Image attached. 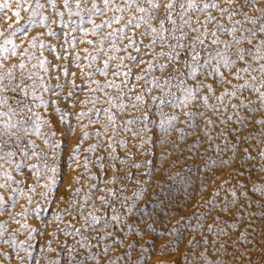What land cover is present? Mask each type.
<instances>
[{
  "label": "rangeland",
  "instance_id": "obj_1",
  "mask_svg": "<svg viewBox=\"0 0 264 264\" xmlns=\"http://www.w3.org/2000/svg\"><path fill=\"white\" fill-rule=\"evenodd\" d=\"M40 2L45 3V0ZM28 4L32 7L28 8ZM34 7L35 0H28L27 4L25 0H19V6L18 0H0V33H3L0 35V63L9 68L17 66V83L20 82L22 70L18 65L21 62L26 65L25 78L32 75V80L25 79L30 94L25 97L22 92L7 93V103L0 106V113L12 106L17 111L12 117L13 123L29 117L36 124L40 120L50 122L40 125V135L20 132L19 140L4 137L8 143L0 146V157H3L0 159V185H5L0 187V197H3L0 203L4 205L0 207V264H77L78 261L81 264H156L157 260L162 264H169V260L172 264H192L205 249L208 264H264V236L260 234L264 223L256 215L264 209L256 204L251 208L241 207L243 215L237 214L235 221L221 211L222 205L234 199L230 191L233 188L238 197L241 191H246L247 198L253 201L264 199L253 190L254 183L264 187V157L260 155L264 152V135L260 126L251 119L247 121V128L237 125L244 136L251 133L245 140L237 139L233 133L227 138L217 136L211 145L205 139L203 144L190 148L193 137H188L187 143L181 142L180 148L171 151L166 164L157 150L146 154L153 164L133 168V162L140 163L145 159L141 150L135 147L138 141L127 131L113 135L110 125L107 133L103 132L102 125L107 124V116L103 111L97 116L95 109L102 110L110 105L104 102V92L90 90L96 87L93 81H99L101 85L105 79L120 83L123 77L111 76L118 60L110 62L107 78L101 76L96 69L103 67L107 57H98L96 61L85 59L88 53L95 55V52L92 45L80 42L96 38L90 33L85 37L78 29L72 31L76 25L90 29L88 18L80 24L78 17H68L66 9H62L65 15L61 18L51 7L33 15ZM18 11L19 17L15 15ZM245 11L255 14L250 7ZM42 16L50 19L41 23ZM93 19L100 23L103 18L96 16ZM113 27L118 29L122 25ZM142 31L143 27L133 29L129 26L124 28L123 34L147 44L151 37H141ZM50 32L56 35H50ZM73 36L76 37L75 47L72 46ZM5 39L18 46L16 55L11 54L12 44H5ZM127 43V40H117L120 48ZM105 44L111 53L109 42ZM96 46H99L98 40ZM5 47L8 52L3 51ZM156 50H159L158 45ZM128 51L136 55L133 48ZM111 54L127 56L123 51ZM41 61H47L44 68L40 67ZM90 63L92 67H87ZM124 63L132 67L134 73L140 71L137 62L125 59ZM121 69L126 70L122 66ZM212 78L208 77V80ZM128 83L137 85L134 91L128 88L105 91L113 97L119 91V102L127 104L135 100L144 81L137 82L130 76ZM33 93L36 99H33ZM154 94L159 95L158 92ZM13 96L23 100L32 112L28 113L27 108L21 110ZM94 100L97 101L95 104L92 103ZM151 107L154 114V106ZM56 108L60 111L56 112ZM112 111L117 113L118 125L141 115L140 111L131 108L127 112L117 108ZM81 112L87 115L80 117ZM61 114L63 122H59ZM251 116L260 118L256 112ZM5 119L7 117L0 116V125ZM232 124L229 121L228 127ZM26 127L31 129L30 124ZM128 127L133 131L144 127L157 133L160 131L155 124L143 119ZM223 127L225 125L218 124L217 131ZM97 130L101 135L96 134ZM50 132L56 134L50 136ZM85 132L88 133L86 138ZM125 140L128 142L122 143ZM30 141H35L38 147ZM229 142L236 145L235 153L238 154L226 147ZM56 144L59 147H55ZM145 147L152 149L153 145L148 143ZM33 151L38 155H33ZM8 152L14 155L9 157ZM51 167L57 170L54 187L50 180L52 173L48 170ZM45 185L52 191L49 192ZM112 192L115 195H110ZM245 199L240 197L236 206ZM249 212L253 213L251 221ZM218 213L220 219L215 220ZM117 214L120 216L118 223L111 220ZM92 216L100 223L95 224ZM234 222L236 227L229 228L228 225ZM209 224H213L211 233ZM217 226L225 228L228 235L221 236L212 247L205 241L216 239ZM242 231L248 234L246 241L237 239ZM89 241L91 247L81 246ZM222 241H227L226 250L220 249ZM94 255L98 258L92 259ZM199 264L204 261L200 260Z\"/></svg>",
  "mask_w": 264,
  "mask_h": 264
},
{
  "label": "snow or ice",
  "instance_id": "obj_2",
  "mask_svg": "<svg viewBox=\"0 0 264 264\" xmlns=\"http://www.w3.org/2000/svg\"><path fill=\"white\" fill-rule=\"evenodd\" d=\"M25 3L27 4L28 0H25ZM31 7L32 5L28 4V8ZM46 7L54 9L56 15L61 18L65 15L62 9H66L68 17H78L80 24L85 23V17L88 18L87 23L91 25L90 29L76 25L72 31L78 29L84 33L85 37L90 33L92 37L96 38L80 42L92 45L95 52V55L88 53L84 57L85 59L96 61L98 57H107L103 61V67L96 69L101 76L107 78L111 70L110 62L114 59L118 60L116 70L111 71V76L123 77L120 83L105 79L104 84L101 85L99 81H93L96 87L90 90L104 92L106 97L104 102L110 105L102 110L95 109L97 116L101 111L107 116V124L102 125L103 132L107 133L110 125L113 128V135H118L120 131H127L131 137L138 141L135 147L141 150L145 159L140 163L133 162V168L140 169L142 165L153 164L146 154L154 153L157 150L166 164L171 151L180 148L181 142L187 143L188 137H193L190 148L197 144H203L205 139L211 145L217 136L227 138L233 133L239 140L248 139L251 133L249 136H244L240 127L247 128L249 119L254 120L255 124L260 126L261 134L264 135V0H45V3L35 0L33 15L40 13V10H44ZM249 7L254 9L255 14L245 11ZM28 8H25V11ZM110 13L111 15H109ZM15 15L19 17L20 12H16ZM96 16L103 18L100 23L93 19ZM48 19L50 17L42 16L41 23ZM114 25H122V27L117 29L113 27ZM129 26L133 29L143 27L144 31L139 34L141 37L150 36L148 43L144 44L143 40L138 43L132 37L124 35V28ZM105 28L111 29V31L104 32ZM49 34L56 35L55 32ZM96 40L99 41L98 47ZM117 40H127L128 43L120 48ZM75 41L76 37L73 36V47H75ZM106 41L110 44L111 53L123 51L127 53V56L116 57L111 54L105 44ZM5 44H12L11 54H17V45L8 39H5ZM140 45H144V47L142 48ZM157 45L159 46L158 51L156 50ZM33 46L35 47V44ZM129 48H133L136 55H132L128 51ZM3 51L8 52L9 49L5 47ZM84 51L87 52V49ZM125 59L137 62L136 66L140 68V71L134 73L132 67L124 63ZM77 60H79V56ZM46 63L47 61H41L40 67L44 68ZM77 66L79 67V65ZM121 66L126 70H122ZM16 67L13 65L9 68L0 63V106L7 103V93L22 92L25 97L30 94L25 79L32 80V75L25 78L23 70L26 69V65L21 62L18 65L22 70L20 82L17 83ZM87 67H92V64L90 63ZM64 74H68L67 70ZM72 75L75 76L76 73ZM130 76H134L137 82L144 81V84L140 85L141 91L136 94L135 100H130L125 104L119 102V91H123L124 88L134 91L137 86L135 83L129 85ZM208 77L213 78L209 81ZM34 87L35 80H33ZM109 88L119 90L116 97L105 91ZM44 91H49V89L44 88ZM156 92L159 95L154 94ZM12 98L21 110L27 108L28 113L32 112L30 107L24 105L23 100H16L15 96ZM36 98L33 93V99ZM40 99L44 103L43 98L40 97ZM96 102L92 101L93 104ZM151 106H154V114ZM113 108L125 112L131 108L140 111L141 115L125 120L123 124L118 125L117 113L112 111ZM166 108L168 111H165ZM229 110H231L230 114L225 116ZM55 111L59 112L60 110L56 108ZM253 112H256L260 118L252 117L251 113ZM16 114V108L12 106L8 107V111L0 113V116L7 117L0 125V146L8 143L4 137H8L9 140L15 137L19 140L20 132L40 135V125L50 123L48 120H40V123L36 124L31 120V117L13 123L12 117ZM33 115L35 114L33 113ZM84 115L87 113H80V117ZM140 119L155 124L160 130L159 133L147 127L137 131L128 127ZM229 121L233 122L231 128L228 127ZM59 122H63V114H61ZM96 122L98 123V121ZM90 123H92L91 120ZM17 124L19 128H17ZM29 124L31 129L26 127ZM218 124H223L225 127L217 131ZM149 132L152 133L151 136L148 135ZM55 134V132L48 133L50 136ZM96 134L101 135V131L97 130ZM83 135L86 138L88 133L85 132ZM127 142L125 140L122 143ZM30 143L34 147H38L35 145V141H30ZM148 143L153 145L152 149L145 147ZM55 147H59V144H56ZM216 147L219 150V145ZM226 147H231L235 153L236 145L234 143L229 142ZM78 148L79 145H77V150ZM6 155L11 157L14 153L8 152ZM33 155H38V153L33 151ZM260 155L264 157V152H261ZM16 167L19 168L20 165ZM48 170L52 173L50 180L54 187L57 183L55 178L57 170L55 167ZM4 186L0 185V187ZM45 187L49 186L45 185ZM239 187L243 186L239 185ZM253 190L264 197V187H257L254 183ZM51 191L52 188L49 187V192ZM230 191L234 199L222 205L221 211L231 215L233 221L237 219V214L243 215L241 207L251 208L253 204H256L264 209V199L253 201L247 198L246 191H241L239 197L235 188ZM110 195H115V193L112 192ZM216 195H219V192ZM240 197L246 199L240 206H236ZM2 200L3 197H0V201ZM103 200L102 197L101 201L103 202ZM3 206V203H0V207ZM252 215L253 213L249 212V221H251ZM256 215L262 218L261 222L264 223V211H260ZM219 219L218 213L215 220ZM92 220L95 224L100 223V220L95 216H92ZM111 220L118 223L120 216L113 215ZM228 227L235 228L236 223L234 222ZM208 231L213 232V224L208 225ZM260 234L264 236V228L260 229ZM106 235L111 236L112 233H106ZM214 235L216 239L205 241L212 247H215L221 236H227L228 233L225 228L217 226ZM247 235L245 231H242L237 239L246 241ZM101 238L103 237L101 236ZM235 243L233 241V244ZM81 246L91 247L92 245L89 241ZM226 248L227 241L220 242V249L226 250ZM206 253L207 249L205 252H201L192 264H199L200 260H203L204 264H208ZM29 258L31 257L29 256ZM91 258L97 259L98 256L94 255ZM77 264H81V262L78 261ZM156 264H162V262L157 260ZM169 264H172L170 260Z\"/></svg>",
  "mask_w": 264,
  "mask_h": 264
}]
</instances>
